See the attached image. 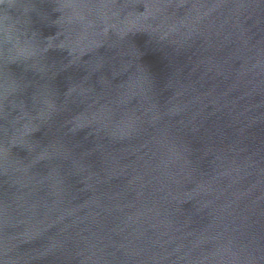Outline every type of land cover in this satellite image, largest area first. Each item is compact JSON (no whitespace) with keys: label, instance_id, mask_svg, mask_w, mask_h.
<instances>
[{"label":"water","instance_id":"1","mask_svg":"<svg viewBox=\"0 0 264 264\" xmlns=\"http://www.w3.org/2000/svg\"><path fill=\"white\" fill-rule=\"evenodd\" d=\"M0 264H264V0H0Z\"/></svg>","mask_w":264,"mask_h":264}]
</instances>
